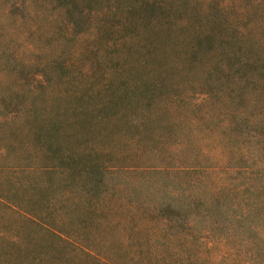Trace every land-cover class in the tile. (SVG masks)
<instances>
[{
  "label": "rangeland",
  "instance_id": "rangeland-1",
  "mask_svg": "<svg viewBox=\"0 0 264 264\" xmlns=\"http://www.w3.org/2000/svg\"><path fill=\"white\" fill-rule=\"evenodd\" d=\"M12 3L16 5L10 10ZM92 9L69 18L56 0H0V264H24L26 259L33 264H103L101 257L125 252L150 260L147 250L153 247L152 241L160 243L161 249L167 246L175 251V237L182 230L167 227L172 240L166 241L167 233L158 234V224L145 214L157 206L154 197L170 198L174 204L177 145L186 144L180 159L191 158L192 145L207 144L205 149L212 155L221 152L219 140H203L184 123L182 110L175 118L171 99L176 94L190 97L189 83L198 78L175 81L162 132L156 129L137 141L138 130H128L125 119L140 115L143 109L131 106L104 116L108 123L100 124L101 102L116 95L125 100L131 81L120 80L114 60L123 53H116L117 41H99ZM3 98L19 104L16 115L13 110L2 117V111H8ZM217 127L212 119L198 130ZM88 163L121 169L108 192L87 193L91 178H86L83 167L80 172L78 168ZM147 165L163 170L144 177L148 183L140 186L138 198L130 197L118 182L136 181L140 175H129L126 169ZM241 179L240 174L234 175L235 182ZM68 191L77 192L78 204L70 201L73 196L63 200ZM30 211L63 224L67 235L81 246H72L34 224ZM119 245L122 248L115 252ZM5 250L9 253L4 256ZM219 251L220 246H214L210 260L217 261Z\"/></svg>",
  "mask_w": 264,
  "mask_h": 264
},
{
  "label": "trees",
  "instance_id": "trees-1",
  "mask_svg": "<svg viewBox=\"0 0 264 264\" xmlns=\"http://www.w3.org/2000/svg\"><path fill=\"white\" fill-rule=\"evenodd\" d=\"M56 4L67 10L69 18L93 6L99 41H117L115 51L123 53L114 62L119 66L120 80L131 81V85L125 100L116 95L101 102L98 114L102 126L108 123L104 116L116 115L120 108L131 106L140 112L143 109L140 115L125 119L128 130H138L137 141L156 129L162 132L167 127V100L175 92V81L198 78L200 81L189 83L190 97L176 94L171 99L175 118L182 110L180 117L186 119L184 123L193 132L203 140H219L221 146V152L212 155L205 149L207 144L192 145L193 154L187 160L180 159L181 148L186 145L180 142L174 168L178 178L174 204L167 195L168 200L154 197L157 206L145 214L158 224L161 236L166 235L169 226L182 230V235L175 237V251L167 246L161 249L157 245L160 243L152 241L153 247L147 250L150 260L125 252L105 255L101 262L264 264V0H56ZM15 5L12 3L10 10ZM119 88L120 84L115 91ZM2 101L8 107L2 117L7 118L19 104L13 98ZM212 119L218 126L216 130H198ZM82 167L86 178H91L87 193L108 192L109 183L121 170L88 163L80 165L78 171ZM161 169L148 165L126 169L129 175L140 176L136 181L118 182V186L127 189L130 197L138 198L140 186L148 183L143 178L154 177L152 174ZM231 173L240 174L242 179L235 182ZM72 196L70 201L78 204L74 191L64 193L63 200ZM15 208L22 210L17 203ZM30 212L34 224L44 226L72 246H81L78 239L67 235L63 224ZM165 238L172 240L170 233ZM216 245L220 251L215 256L217 261H213L209 255ZM116 248L119 252L122 245ZM5 252L2 255H8ZM24 262L33 264L29 259Z\"/></svg>",
  "mask_w": 264,
  "mask_h": 264
}]
</instances>
